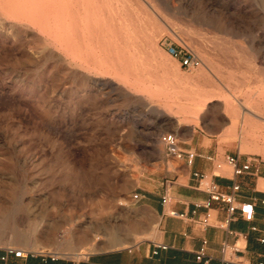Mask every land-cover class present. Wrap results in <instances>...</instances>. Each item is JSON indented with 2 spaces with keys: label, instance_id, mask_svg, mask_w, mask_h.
I'll return each mask as SVG.
<instances>
[{
  "label": "rangeland",
  "instance_id": "374dc122",
  "mask_svg": "<svg viewBox=\"0 0 264 264\" xmlns=\"http://www.w3.org/2000/svg\"><path fill=\"white\" fill-rule=\"evenodd\" d=\"M20 1L0 0V189L15 188L0 201L34 206L36 242L9 244L5 234L0 247L81 257L96 232L124 223L139 179L168 153L164 134L264 159V0H111L117 16L138 23L156 67L138 92L80 58L81 4L78 44L67 47L64 15L58 29L32 0ZM164 41L187 46L201 64L180 66Z\"/></svg>",
  "mask_w": 264,
  "mask_h": 264
},
{
  "label": "crops",
  "instance_id": "0c3cea01",
  "mask_svg": "<svg viewBox=\"0 0 264 264\" xmlns=\"http://www.w3.org/2000/svg\"><path fill=\"white\" fill-rule=\"evenodd\" d=\"M178 147L181 157L167 153L139 179L135 188L139 198L126 205L124 223L96 232L86 244L90 250L81 257L50 251L16 257L0 247V264H224V260L264 264V242L259 240L264 236V168L258 162L264 159L255 156L258 161L249 172L234 176L226 155L238 154L244 161L249 154L226 153L205 139L178 142ZM187 152L195 155L190 158ZM211 182L225 192H232V184L237 183L235 200L254 204L253 219H243L236 210L225 223L227 204L205 207ZM206 212L210 219L204 226L200 221ZM204 240L205 257L196 260L195 252Z\"/></svg>",
  "mask_w": 264,
  "mask_h": 264
},
{
  "label": "bare ground",
  "instance_id": "6f19581e",
  "mask_svg": "<svg viewBox=\"0 0 264 264\" xmlns=\"http://www.w3.org/2000/svg\"><path fill=\"white\" fill-rule=\"evenodd\" d=\"M20 2H22V1H20ZM23 2H24V0H23ZM144 2L145 3H142V4H144V5L146 4L148 7L151 6L146 0H144ZM6 3H8V2H6ZM15 3H16V1H15ZM17 3H19V2H17ZM32 3H33V5H32L33 9H34L33 11L34 12L36 11V13H39L42 16V18L43 17L48 18L49 16H52L51 17V19H52L54 17L55 20H54L53 25H55L56 28H58V29H60V17H61V15L65 16V17H63V19L66 18V20H68V22L66 23V25H67L66 29H68V34H67L66 38H64L63 42L68 44L67 47L70 46L69 45L70 42L72 44H74V46L76 43L78 44V42H77V40H78L77 39V35H78L77 30H79L78 29V27H79L78 26V17H79L80 4H81V6L83 7V12H84V17H83L84 24H83V29H82V32H83L82 35L84 38L83 44H84L85 48L82 49V52L80 53L81 54L80 58L87 63V64L86 63L85 64L88 68L99 67V68H102L103 71L107 72V73L109 72V70H111L114 73V75H116L118 77V78L116 77V79L120 80L125 85V87H126V85H128L129 87H131L132 89H134L137 92L139 90H141V87H143L142 89H146L145 88L146 87L145 86L146 79H148L150 76H153V78H154V74H155L154 69L156 67L154 69L150 68L152 63L150 65V61H149L150 59H148L146 56L148 54L145 55L142 47H140V41L138 40V38H139L138 34L139 33H137V31H136V28H138V27H135V23L137 25H138V23L137 22L134 23L132 21L133 19L131 18L133 16L129 17L126 14V12H125L126 16H121V15L117 16L115 13L117 7H114L112 5L111 0H32ZM10 4H11V0H10ZM6 6H7V4H6ZM8 6H10V5H8ZM16 7H17V5H16ZM27 7H29V6L27 5ZM148 7L143 8V12H144L146 18H149L150 14H151L148 10ZM18 8L20 10V7H18ZM14 9H15V6H14ZM2 10L5 11L4 9H1L0 11H2ZM125 11H127V10L125 9ZM49 13H53V15L49 14ZM7 14H9V13H7ZM10 15H12V14H10ZM141 15H143V14H141ZM13 17L14 16H12V19H13ZM138 17H139V15H138ZM117 20H118V22H117ZM30 21H31V19H30ZM63 21H65V20H63ZM135 21H137V20H135ZM29 22H27V23H29ZM8 24H10V23H8ZM46 24H48V23H46ZM30 25H32V24H30ZM66 25H65V27H66ZM140 25H139V27H140ZM43 26H45V25H43ZM41 27H42V25H41ZM46 28L49 29V27H47V26H46ZM39 29L41 30V28H39ZM50 32H51V29H50L49 33ZM140 32H141V28H140ZM142 33H144V32H142ZM144 34H143V38H144ZM153 34H154V32H153ZM60 35H62V34H60ZM49 36H51V35H49ZM54 38H56L55 40H53L55 42H57V41L60 42V40L62 41V39H63L62 37L60 39V36L58 34ZM81 38H82V36H81ZM145 41L147 42V39L144 40V42ZM52 43H54V42H51L50 44H52ZM152 43H154L153 39H152ZM51 46H53V45H51ZM59 46H56V44H55V48L56 47L59 48ZM74 46H71V47H74ZM71 47L68 48L69 51H70ZM149 48H151V47H149ZM74 49L78 50L79 48L74 47ZM152 49L153 48H151V50ZM63 50H65V49H63ZM79 50L81 51V49H79ZM76 55H78V54L76 53ZM151 55H153V54H151ZM163 56L165 57V59L168 58V56L166 54H163ZM80 63H81V61H80ZM83 66H84V64H83ZM87 67L85 68V71H86ZM91 71H92V69H91ZM157 71H159V70H157ZM168 74H169V72H168ZM99 75H101V74H99ZM152 80H151V82H152ZM118 84L119 83H117V85ZM205 101H204V103H205ZM204 103L202 102L199 104L201 106V104L203 105ZM225 107L228 108L229 104H225ZM247 113H249V112H247ZM254 150H258V149H254ZM0 192L3 193L2 194L3 196H4V194L12 196L15 194V188H13L12 186L4 187L3 189L2 188L0 189ZM34 216H36L34 213V206L31 207L30 204H26L24 202L19 203V204H14L11 201H5V202L2 201L0 203V243H3L1 241L4 237V235L9 234V241H8L9 244H14L15 242L13 240L15 239V240H18L20 243H22L24 246H28V247L29 246H32V247L35 246L36 227L37 226H36V223L34 221Z\"/></svg>",
  "mask_w": 264,
  "mask_h": 264
},
{
  "label": "built area",
  "instance_id": "2783aa9c",
  "mask_svg": "<svg viewBox=\"0 0 264 264\" xmlns=\"http://www.w3.org/2000/svg\"><path fill=\"white\" fill-rule=\"evenodd\" d=\"M164 46L169 55L177 59L180 63V66L186 69H194L201 64L200 58L187 46L178 45L172 41L165 42ZM161 140L165 143L167 151L170 155L181 157L182 151L178 147V140L175 134L167 133L162 135ZM188 157H193L195 154L193 152H187ZM257 158L255 156H248L241 161L238 154H228L225 157V162L232 168V172L234 176H240L244 173H247L251 170L252 163L257 162ZM262 168H264V160L258 161ZM197 176L198 174L195 173ZM232 192H225L220 189V186L216 182H211L207 187L208 198L206 199L204 206L209 208L213 203L221 202L227 204L229 217L225 221L228 222L231 220L233 213L236 210H239L243 219L250 221L254 217V204L252 202H240L238 203L235 200L234 192L239 189V185L237 183H233L231 186ZM133 200H138L139 196L137 193H134L132 196ZM165 202L166 199L163 198ZM210 219V214L206 212L205 216L201 219L202 225H208ZM261 242H264V236L259 239ZM205 246L206 241L202 242L201 247L195 252L196 260H202L205 257ZM225 247H223L224 249ZM28 251L22 248H14L7 247L6 254H13L16 257H24ZM4 259L5 256H2ZM224 264H234L233 261L224 260ZM247 264V263H241ZM263 264V263H260Z\"/></svg>",
  "mask_w": 264,
  "mask_h": 264
}]
</instances>
